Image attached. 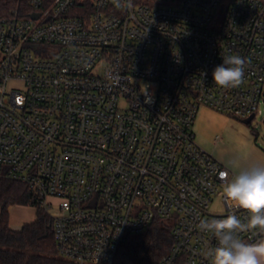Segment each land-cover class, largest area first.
Returning a JSON list of instances; mask_svg holds the SVG:
<instances>
[{"label":"built area","instance_id":"built-area-1","mask_svg":"<svg viewBox=\"0 0 264 264\" xmlns=\"http://www.w3.org/2000/svg\"><path fill=\"white\" fill-rule=\"evenodd\" d=\"M232 54L242 83L218 87ZM263 83L264 0H17L0 18V178L35 194L72 264H123L154 217L172 237L158 264H212L199 222L248 214L227 206L219 173H234L192 124L200 106L254 117Z\"/></svg>","mask_w":264,"mask_h":264},{"label":"trees","instance_id":"trees-1","mask_svg":"<svg viewBox=\"0 0 264 264\" xmlns=\"http://www.w3.org/2000/svg\"><path fill=\"white\" fill-rule=\"evenodd\" d=\"M17 0H0V18L15 7ZM13 205L35 209L34 220L19 229L9 226V208ZM171 226L154 217L140 234L127 236L119 246L123 264H158L172 246ZM0 264H72L56 253L51 219L37 205L35 194L23 183L0 178ZM179 264V263H178Z\"/></svg>","mask_w":264,"mask_h":264},{"label":"clouds","instance_id":"clouds-1","mask_svg":"<svg viewBox=\"0 0 264 264\" xmlns=\"http://www.w3.org/2000/svg\"><path fill=\"white\" fill-rule=\"evenodd\" d=\"M119 6V0H117ZM246 59L238 54L223 56V63L212 72L214 83L221 88H236L242 83ZM238 172L229 179L228 171H221L223 195L227 206L243 209L247 219L242 221L235 212L222 219L201 220L199 229L217 238L218 245L210 249L212 264H264V240L245 243L239 233L256 230L264 233V163H255L247 168L240 167L239 160L231 162Z\"/></svg>","mask_w":264,"mask_h":264},{"label":"rangeland","instance_id":"rangeland-1","mask_svg":"<svg viewBox=\"0 0 264 264\" xmlns=\"http://www.w3.org/2000/svg\"><path fill=\"white\" fill-rule=\"evenodd\" d=\"M257 110L255 116L248 123H245L243 122L244 118L234 117L226 112L200 106L192 124L194 140L234 174L236 171L232 170V164L228 163V161L231 162L232 157L234 160L240 161L241 168H247L255 163H263L264 96L260 100ZM13 208V206L9 208L11 220ZM23 208L27 211L25 212L26 216H34L35 209L30 206ZM220 210L221 207L217 200L210 204V211ZM125 264L128 263L125 261Z\"/></svg>","mask_w":264,"mask_h":264},{"label":"crops","instance_id":"crops-1","mask_svg":"<svg viewBox=\"0 0 264 264\" xmlns=\"http://www.w3.org/2000/svg\"><path fill=\"white\" fill-rule=\"evenodd\" d=\"M194 133V132H193ZM254 148V147H253ZM234 160V158L232 157L231 158V162ZM231 162L228 161L229 164H231ZM264 163V161H263ZM232 170L238 172L239 169H234L232 168ZM12 207V206H11ZM13 216H12V220L10 219V212H9V226L12 228V229H19L24 223H27V222H30L32 220H34L35 218V211H34V216L31 217V216H26L25 215V212H27L25 210V206L23 205H13ZM33 208V207H32ZM34 209V208H33ZM16 215V216H15ZM24 215L26 216L24 218ZM28 217V218H27Z\"/></svg>","mask_w":264,"mask_h":264},{"label":"water","instance_id":"water-1","mask_svg":"<svg viewBox=\"0 0 264 264\" xmlns=\"http://www.w3.org/2000/svg\"><path fill=\"white\" fill-rule=\"evenodd\" d=\"M32 16H33V17H36L37 14H33ZM251 118H253V115H252V114L249 115L248 117L244 118V119H243V122L248 123V122L250 121Z\"/></svg>","mask_w":264,"mask_h":264}]
</instances>
